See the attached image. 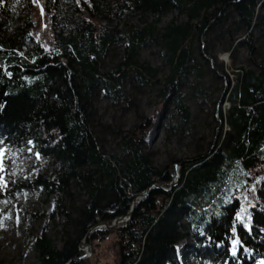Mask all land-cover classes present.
I'll use <instances>...</instances> for the list:
<instances>
[{
	"label": "trees",
	"instance_id": "16d2710c",
	"mask_svg": "<svg viewBox=\"0 0 264 264\" xmlns=\"http://www.w3.org/2000/svg\"><path fill=\"white\" fill-rule=\"evenodd\" d=\"M144 50L153 65L141 58ZM224 54L231 78L217 59ZM187 91L208 118L201 144L157 167L143 149L150 117L135 96L158 100L164 131L193 138ZM96 97L111 110L132 107L137 122L127 133L121 124L99 122ZM216 109L226 129L220 126L209 152ZM107 135L112 150L104 145ZM33 155L51 172L15 178L16 163ZM175 164L177 183L165 192ZM227 172L228 195L221 188ZM258 174H264V0H0V202L24 192L52 198L32 244L36 264H92L80 259L81 242L108 236L111 264H176L183 243L192 264H264ZM152 185L159 189L151 188L117 229H94L124 217ZM55 219L54 242L45 227Z\"/></svg>",
	"mask_w": 264,
	"mask_h": 264
},
{
	"label": "rangeland",
	"instance_id": "374dc122",
	"mask_svg": "<svg viewBox=\"0 0 264 264\" xmlns=\"http://www.w3.org/2000/svg\"><path fill=\"white\" fill-rule=\"evenodd\" d=\"M33 3L43 4L44 0H32ZM175 17L174 14L168 15L161 20L162 23ZM222 55V54H221ZM143 60L154 64L155 61L149 52L144 50L140 53ZM218 55L217 59L222 63L226 73L231 78L232 69L229 68V61L224 62ZM135 103L139 107L140 112L150 117V128L146 132L143 139V149L149 155L153 165L162 167L169 164L174 159H182L190 156L193 149L201 144L202 135L204 134L203 126L208 121L204 113H200L197 104L190 99V92L187 91L184 100L190 107L191 116L195 126L196 134L191 138L183 133L175 130L173 133L164 131L165 120L161 112V105L158 100L145 98L143 95L135 96ZM195 102V101H194ZM96 115L101 123H112V125H120L126 133L129 131L134 119L132 107H128L125 113L120 110H111L106 104L96 97L94 102ZM223 116V112H221ZM216 126L220 125L222 133L226 126L223 120L217 118ZM104 145L107 149L112 150L114 140L111 136L104 138ZM213 141V139H212ZM216 148V144L214 149ZM37 170H41L46 174L51 172V167L47 161L40 160L33 156H25L16 163L13 175L15 178L29 177L35 174ZM2 181L0 175V182ZM253 181L256 184L264 183V174H258ZM232 176L227 172L221 188H225L226 195L229 194L231 188ZM52 198L44 195L42 191L35 193H19L15 196L13 202H0V264H36L35 253L33 250V240L44 229V221L40 217L44 213L51 210ZM59 221L54 220L52 224L45 227V234L48 238L55 240V231L58 229ZM190 246L192 242L186 240ZM183 245V256L177 259L176 264H192L189 257V246ZM88 247L87 257L92 264H111L114 252L113 236L104 237L92 242ZM83 253L84 249L82 250Z\"/></svg>",
	"mask_w": 264,
	"mask_h": 264
},
{
	"label": "water",
	"instance_id": "95a60500",
	"mask_svg": "<svg viewBox=\"0 0 264 264\" xmlns=\"http://www.w3.org/2000/svg\"><path fill=\"white\" fill-rule=\"evenodd\" d=\"M224 56H225L224 62H226L228 60V54H224ZM203 57H204V59H207L205 56H203ZM209 64H210V67H212V65H213L212 61H209ZM226 91H227V86H226L225 83H223V92H222V94L220 96V99L218 101V105L220 104V102H221L222 98L224 97ZM218 105H217V107H218ZM227 108H228V106L225 103V110ZM217 113H218V109H216L215 116H214V118L216 120H217ZM219 128H220V125L215 130V136H214L213 141L211 143V147H210V151L209 152H212L214 150V147H215V144H216V139H217V133H218ZM178 167H179L178 164L177 165L176 164L173 165V176H172V180L170 182L169 188L168 189H164L163 191L168 192V191H170L176 185L177 180H178V174H177ZM151 188L159 189V187H157L156 185H152V186L146 188L143 192L139 193L132 200L131 205H130V208H129V211L126 213V215L124 217H121V218H118V219L114 220L111 223V225H109V226L108 225H104V224H99V225L95 226L94 229H97V228H102V229H105V230H114V229H117L120 224L126 222L129 219L130 214H131V211L133 210L134 205L136 203H138L140 200H142L146 196V194L148 193V191ZM84 243H85V239L81 242V246L79 247V249L81 251L84 249V252H85L84 255L80 259H84V258L87 257L88 247Z\"/></svg>",
	"mask_w": 264,
	"mask_h": 264
}]
</instances>
